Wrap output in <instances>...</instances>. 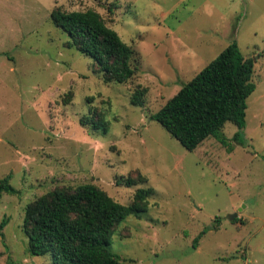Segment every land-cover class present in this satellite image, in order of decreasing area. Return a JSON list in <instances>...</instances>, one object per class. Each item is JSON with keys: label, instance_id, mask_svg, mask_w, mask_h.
<instances>
[{"label": "rangeland", "instance_id": "rangeland-1", "mask_svg": "<svg viewBox=\"0 0 264 264\" xmlns=\"http://www.w3.org/2000/svg\"><path fill=\"white\" fill-rule=\"evenodd\" d=\"M58 5L98 10L135 48L134 78L105 82L54 23ZM233 41L256 59L246 127L236 140L228 121L226 145L210 136L190 151L152 115ZM96 109L107 130L81 123ZM139 172L147 182L118 184ZM9 174L19 193L0 200V264H53L29 251L26 208L84 183L123 204L153 188L148 211L115 229L110 249L127 264H264V0H0V179Z\"/></svg>", "mask_w": 264, "mask_h": 264}, {"label": "trees", "instance_id": "trees-1", "mask_svg": "<svg viewBox=\"0 0 264 264\" xmlns=\"http://www.w3.org/2000/svg\"><path fill=\"white\" fill-rule=\"evenodd\" d=\"M113 11L112 5L108 6ZM54 23L69 33V46L92 58L95 72L104 81L126 83L137 73L133 63L135 48L126 43L105 17L96 9L65 10L53 8ZM256 59L246 57L237 41H233L205 68L171 97L152 115L188 150H195L208 137L228 143L223 128L234 122L240 131L246 127L248 98L255 91L253 81ZM147 88L137 90L133 104H143ZM106 113L96 109L93 117L85 116L81 123L105 130L109 122ZM12 175L0 179V200L3 194H18L11 183ZM142 173L118 180L132 186L147 182ZM152 187L139 188L130 204L114 199L106 190L93 183L76 187H57L38 197L27 208L24 230L29 237V251L34 255L51 254L53 264H127L110 249L116 227L131 215L148 211ZM8 223L3 219L0 228ZM206 233L202 230L194 241L198 247Z\"/></svg>", "mask_w": 264, "mask_h": 264}, {"label": "water", "instance_id": "water-1", "mask_svg": "<svg viewBox=\"0 0 264 264\" xmlns=\"http://www.w3.org/2000/svg\"><path fill=\"white\" fill-rule=\"evenodd\" d=\"M235 215H236V214H234V215L232 216L233 219H234Z\"/></svg>", "mask_w": 264, "mask_h": 264}]
</instances>
